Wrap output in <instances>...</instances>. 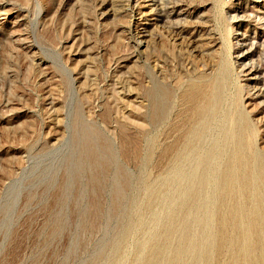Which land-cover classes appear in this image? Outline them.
I'll use <instances>...</instances> for the list:
<instances>
[{
  "label": "rangeland",
  "instance_id": "rangeland-1",
  "mask_svg": "<svg viewBox=\"0 0 264 264\" xmlns=\"http://www.w3.org/2000/svg\"><path fill=\"white\" fill-rule=\"evenodd\" d=\"M209 80L216 117L179 159L183 94ZM236 100L264 152V0H0V264H143L156 244L163 263L197 214L180 187L222 145ZM203 212L196 240L216 232ZM229 263L226 248L210 261Z\"/></svg>",
  "mask_w": 264,
  "mask_h": 264
},
{
  "label": "bare ground",
  "instance_id": "bare-ground-1",
  "mask_svg": "<svg viewBox=\"0 0 264 264\" xmlns=\"http://www.w3.org/2000/svg\"><path fill=\"white\" fill-rule=\"evenodd\" d=\"M250 68L251 71L259 70L254 65ZM222 74L223 79H226L228 71L224 69ZM221 92L219 83L209 80L207 85L204 81L198 84L192 82L183 94V100L190 103L191 111L183 137V150L178 153L179 159L186 157L184 153L187 149H192L194 153L199 148L210 121L216 117L217 105L222 99ZM223 118L225 131L222 145L220 139L206 150L199 162L197 159L198 174L192 177L195 184L180 187L181 208L191 215L190 209L195 207V219L193 217L194 220L187 219L184 222L182 239L170 257L161 263L166 247L152 245L151 256L144 259L143 264H210L223 248L228 250L229 264H264V152L255 149L256 130L240 102L233 101ZM219 151L225 157V163L216 186L214 183V196L210 198L207 172L213 167ZM173 171L178 179L185 177L182 168ZM203 211H208L205 226L216 224V232L204 233L202 238L196 240L190 223L199 221ZM175 216V213H169L165 222L166 243L176 232ZM194 251L193 259L187 262V256Z\"/></svg>",
  "mask_w": 264,
  "mask_h": 264
}]
</instances>
